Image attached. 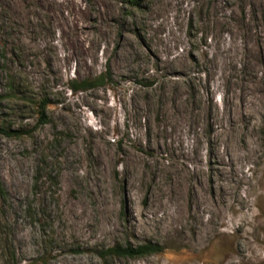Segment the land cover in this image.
<instances>
[{
	"label": "rangeland",
	"instance_id": "1",
	"mask_svg": "<svg viewBox=\"0 0 264 264\" xmlns=\"http://www.w3.org/2000/svg\"><path fill=\"white\" fill-rule=\"evenodd\" d=\"M138 2L0 0V264H264V0Z\"/></svg>",
	"mask_w": 264,
	"mask_h": 264
},
{
	"label": "trees",
	"instance_id": "2",
	"mask_svg": "<svg viewBox=\"0 0 264 264\" xmlns=\"http://www.w3.org/2000/svg\"><path fill=\"white\" fill-rule=\"evenodd\" d=\"M129 3H131L132 7H138L139 2L138 0H128ZM99 78H94L93 80H82L79 82L73 81L71 84V89L76 90V89H84L88 85H93ZM95 81V82H93ZM147 89H150L149 86H152L153 84L147 83L145 84ZM48 104V100L45 98L41 99L39 102H37L36 105V111L38 114V120L40 123H44L46 121V107ZM20 133L19 130H11L10 127H5V126H0V135H5V136H18ZM163 250V247L159 244L156 243H143L139 245H131V244H116L114 246L108 247L104 250H101L99 252V256L101 259H105L108 256H114V257H141L144 255H149V254H155L159 253Z\"/></svg>",
	"mask_w": 264,
	"mask_h": 264
}]
</instances>
